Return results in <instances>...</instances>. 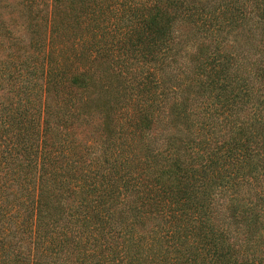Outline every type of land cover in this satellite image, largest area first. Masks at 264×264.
Masks as SVG:
<instances>
[{
  "label": "trees",
  "instance_id": "trees-1",
  "mask_svg": "<svg viewBox=\"0 0 264 264\" xmlns=\"http://www.w3.org/2000/svg\"><path fill=\"white\" fill-rule=\"evenodd\" d=\"M0 264H264V0H0Z\"/></svg>",
  "mask_w": 264,
  "mask_h": 264
},
{
  "label": "rangeland",
  "instance_id": "rangeland-1",
  "mask_svg": "<svg viewBox=\"0 0 264 264\" xmlns=\"http://www.w3.org/2000/svg\"><path fill=\"white\" fill-rule=\"evenodd\" d=\"M21 22H17V24H13L11 26L12 30L15 32V33H20L21 35H24V31H23V27H22V24H20Z\"/></svg>",
  "mask_w": 264,
  "mask_h": 264
}]
</instances>
